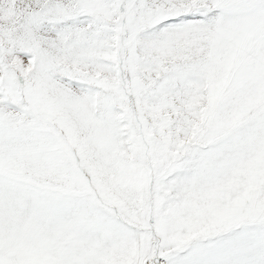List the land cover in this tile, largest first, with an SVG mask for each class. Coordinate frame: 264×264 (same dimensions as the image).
Masks as SVG:
<instances>
[{"label":"snow or ice","instance_id":"6c2138e0","mask_svg":"<svg viewBox=\"0 0 264 264\" xmlns=\"http://www.w3.org/2000/svg\"><path fill=\"white\" fill-rule=\"evenodd\" d=\"M0 264H264V0H0Z\"/></svg>","mask_w":264,"mask_h":264}]
</instances>
